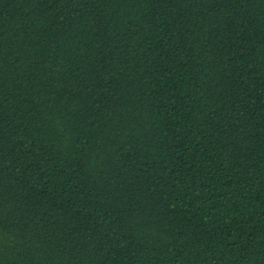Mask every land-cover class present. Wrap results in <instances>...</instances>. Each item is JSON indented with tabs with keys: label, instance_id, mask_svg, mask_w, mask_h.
Here are the masks:
<instances>
[{
	"label": "trees",
	"instance_id": "1",
	"mask_svg": "<svg viewBox=\"0 0 264 264\" xmlns=\"http://www.w3.org/2000/svg\"><path fill=\"white\" fill-rule=\"evenodd\" d=\"M0 264H264V0H0Z\"/></svg>",
	"mask_w": 264,
	"mask_h": 264
}]
</instances>
